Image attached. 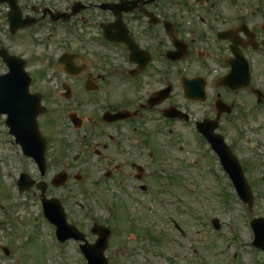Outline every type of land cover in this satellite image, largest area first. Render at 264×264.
<instances>
[{
    "label": "flooded vegetation",
    "instance_id": "1",
    "mask_svg": "<svg viewBox=\"0 0 264 264\" xmlns=\"http://www.w3.org/2000/svg\"><path fill=\"white\" fill-rule=\"evenodd\" d=\"M58 1L0 3V50L22 58L31 75L30 96L13 117L23 130L11 135V118L2 114L0 135L33 161L22 143L36 142L30 126L37 121L47 147L46 173L49 147L59 130L69 131L79 143L77 157L93 162L98 180L110 181L105 187L112 193L127 194L131 183L145 185L161 140L169 135V147L178 142L176 127L211 121L224 137L225 96L245 93L257 99V108L264 106V21L255 11L224 17L212 10L220 0H200L203 10L197 11L187 2L182 10L179 0H63L60 8ZM44 31L42 49L49 48L35 67L34 57L18 49L33 47V35ZM242 56L251 87L233 91L224 79ZM230 105L233 110L235 101ZM194 107L204 114L197 117ZM1 248L0 260L11 259L14 251Z\"/></svg>",
    "mask_w": 264,
    "mask_h": 264
},
{
    "label": "rangeland",
    "instance_id": "2",
    "mask_svg": "<svg viewBox=\"0 0 264 264\" xmlns=\"http://www.w3.org/2000/svg\"><path fill=\"white\" fill-rule=\"evenodd\" d=\"M179 1L183 3L182 10L186 9L184 2L188 9L203 10L194 0ZM65 2L58 1L55 6L60 8ZM210 6L207 5V9ZM248 9L258 13L259 21H264V0H220V4L212 8L224 12V17ZM44 33L33 35V47L27 45L18 49L19 54L34 57L35 67L42 61L39 56L49 48L44 45L42 49L44 42L42 44L40 36L44 37ZM262 84L264 86V82ZM233 100V112L224 115V136L252 190L251 211L237 199L226 173L221 174L210 154L203 155L196 147L192 128L183 125L175 128L176 146L169 147L165 138L161 140L165 148H160L162 155L158 148L156 161L144 181L158 192L141 193L128 187V194L112 193L105 187L110 186V181L98 180L92 161L79 157L73 160L79 152V143L69 131L59 130L60 136L55 137L49 147L51 171L46 178L40 177L32 163L26 164V170L36 183L48 184L47 197L60 201L68 222L84 233L90 244L97 240L91 233L93 224L111 229L106 251L109 264H264V253L251 245L254 234L250 227L252 219L264 218V106L257 108V99L245 93L224 98L229 105ZM202 109L197 108L194 114L201 116ZM2 137L0 135V250L7 247L14 254L11 259L0 262L83 264L84 258L77 251L79 242L69 240L64 250L58 246L54 227L43 217L39 190L33 187L24 195L17 194L16 183L23 164L15 158L13 146ZM198 144L205 150V146ZM60 172H67L69 179L64 186L55 187L51 182ZM77 172L80 177H74ZM230 190L235 200H231V194L230 198L227 196ZM115 202L120 205H114ZM213 219L219 220V231L213 228Z\"/></svg>",
    "mask_w": 264,
    "mask_h": 264
},
{
    "label": "water",
    "instance_id": "3",
    "mask_svg": "<svg viewBox=\"0 0 264 264\" xmlns=\"http://www.w3.org/2000/svg\"><path fill=\"white\" fill-rule=\"evenodd\" d=\"M14 63L16 62V58H12ZM16 65V64H15ZM13 68L12 74H23L21 71L15 69V66L11 65ZM249 81V79H248ZM248 81L246 83H248ZM245 83V82H244ZM244 86V85H241ZM230 112V111H228ZM211 139V138H210ZM212 144L214 149L219 153L222 162L226 170L231 175L232 180L235 182L236 187L239 190L241 198L252 207L253 196L252 192L247 184V181L244 177V173L242 168L237 160V158L231 153L230 148L223 142L221 139H212ZM66 176H59L54 180V184L56 186H61L66 182ZM27 180L23 179L21 183V187L25 188L27 186ZM29 183V182H28ZM42 195L44 197L46 191V185L42 188ZM44 213L45 216L53 223L58 226L59 236L62 241L74 237L76 239H81V235L79 234L76 228L69 226L66 221V216L61 204L57 200H47L44 197ZM218 224V222H216ZM253 227L255 229L256 241L254 244L264 250V219L255 220L253 222ZM101 239L93 246H85L84 251L89 260V264H107V260L104 257V251L107 248L108 237L110 235V231L108 229H102L100 231Z\"/></svg>",
    "mask_w": 264,
    "mask_h": 264
}]
</instances>
